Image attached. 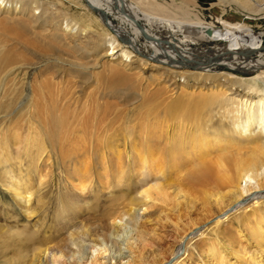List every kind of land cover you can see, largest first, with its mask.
I'll use <instances>...</instances> for the list:
<instances>
[{
    "label": "bare ground",
    "instance_id": "6f19581e",
    "mask_svg": "<svg viewBox=\"0 0 264 264\" xmlns=\"http://www.w3.org/2000/svg\"><path fill=\"white\" fill-rule=\"evenodd\" d=\"M4 1L6 0H0V5ZM88 1L98 12L114 13L115 18L120 21V25L114 29L126 45H121L116 36L109 32L104 33L106 37L103 39L105 52H110L107 55L119 50L117 54L119 59L116 58V60L120 62L124 63L131 56H136L128 50L127 45L141 37L144 40V47L149 49L144 59L149 60L151 62L149 63L154 66L171 67L180 73H188L197 77H208L210 75L208 71L212 67H222L241 73L252 71L256 74L243 78L230 72L222 73L232 78L231 84L242 87L245 94L236 92L237 94L233 93L234 96L227 97L225 92H227L226 89L230 90L228 86L225 89L204 94L198 100L190 99L189 105L180 113L176 110L178 106L171 103L163 108V115H153V110L151 111L149 107L143 116L147 122L143 143L132 144L130 147L131 152L136 151L138 154L140 170L148 172L147 177H152L143 184L138 193L139 198L117 197L108 206L102 207V210H100V202L92 204L99 208V213L96 216L94 214L88 220H82L84 222L72 223L74 230L70 231L61 241H55L54 234L39 236L35 233L28 235L24 240L19 236L17 243L13 245L14 249L12 247L10 258L6 256H8V248L11 247L0 250V257L5 258L2 264H66L67 262L70 264H81L80 262L84 264H97L98 262L102 264H142V251L158 239L156 229L160 221L172 224L178 233L176 241L167 248L171 256L169 264H187L180 257V250L194 249L191 239L205 230L215 237L211 243L214 264H264V256L255 252L251 254L247 252V257L246 255L237 256L234 261L229 260L226 254L231 247L230 242L226 240L223 242L222 238L219 239L222 234L217 228L222 217H230V219L237 220L239 224H245L237 211L241 207L239 199L250 187H244L241 182L253 179L256 182L254 187L264 189V137L260 135L262 130L264 131V93L259 94L262 92L259 81L264 80V58L259 49L263 43V32H255L249 27H243L236 35L237 40L235 39L228 46L218 45L211 49L207 47L206 50H182L179 43L183 41L179 42L176 36L164 30L167 22L164 18L158 15H148L147 12L141 10L140 5L145 0H134L135 3L132 0ZM156 6L162 9L164 7L159 3H156ZM65 16L64 29L70 31L73 17L68 13ZM151 23L157 26V30L150 28ZM4 31L8 30L0 29V34L3 35ZM15 34L17 36L18 32L15 31ZM18 36L21 39L24 38L21 33ZM22 41L24 46L32 47L31 41L26 39ZM4 42L0 35V118L16 115L15 133L12 134L15 145H20L22 141L23 126L27 120L28 136H33L29 142H32L38 151L37 159L41 160L42 164V167L38 169L39 184H43V180L48 178L53 171L51 152L60 154L63 161L67 160V165L62 166L66 168L65 170L73 167L80 181L81 191H84L87 185L91 186L94 176L107 178L110 170L116 175L117 184L122 183L125 180V162L122 160L121 153L126 152L127 155V151L118 149L113 143L114 140H110L111 136L107 135L110 139H106L105 134L107 133L105 132L111 127L103 130L104 134L101 135V132H98L103 125L101 117L83 116L86 109L76 113L68 111L66 106L63 108L62 101L58 99V92H53L47 80H44V84H40L39 87L31 84V94H26V72L21 69H4L14 59V53L11 52L13 50L8 48ZM134 49L139 50L138 47ZM110 87L112 89L113 86ZM93 101L94 112L95 110L97 112L99 108L97 99ZM212 106L221 108L226 115L225 118L230 117L231 129L224 127L225 130H222L224 132L207 130L205 123L209 117H206L204 113ZM205 117L207 120L203 121ZM185 125L189 126L188 133H186L188 129L184 128ZM252 125H256L260 130L255 136H246V129ZM109 134L112 135V132ZM128 137L130 135L126 136L125 140ZM241 141H245V148L240 147ZM211 142L214 145L207 148L206 146ZM4 145L7 147L6 142ZM221 145L226 146L225 151L213 155L212 150ZM111 149L115 151L114 162L110 161L112 156L109 157L107 153ZM195 150L197 154L193 157ZM187 157L195 158L198 165L194 166L191 161L187 160ZM63 170L60 169L59 173ZM259 176L262 178L259 179ZM32 188L33 186L29 183L22 188L16 187V195L20 196L23 192L32 195L34 193ZM62 197L58 198L59 214L57 217L62 222H66L65 226H62V229H66L70 221L79 217V212H74L73 204L65 205ZM258 198V196L253 198L254 202L250 208L249 216L254 220L249 222V217H247L243 221L249 222L247 232L254 234L257 242L264 243V213L260 208L255 207L263 205L264 202L258 201ZM198 201L202 205L201 211L204 212V217L212 216V210L220 212L225 209L224 214L227 213V215L216 216L213 225L202 232L194 228L199 222L194 217V219L186 220L183 227L177 225V220L175 221L172 216L174 207L181 209ZM36 202L44 205L40 195ZM149 203L157 206L156 219L150 218L149 213H145V208H142ZM86 206L92 209L88 202ZM135 207L142 209L143 213L135 215L132 212ZM25 211L27 214H33L35 208L29 205ZM63 214L64 217H61ZM124 216L126 219H123ZM174 216L175 219H179L181 212ZM86 221H90V225L85 226ZM1 230L3 228H0ZM187 230L191 231L186 234ZM248 239V236L243 235L244 241ZM84 240L90 242L92 251L97 253L96 256L89 255L90 250L82 245ZM112 247H116L118 256H113Z\"/></svg>",
    "mask_w": 264,
    "mask_h": 264
},
{
    "label": "rangeland",
    "instance_id": "374dc122",
    "mask_svg": "<svg viewBox=\"0 0 264 264\" xmlns=\"http://www.w3.org/2000/svg\"><path fill=\"white\" fill-rule=\"evenodd\" d=\"M15 1L17 0H6L0 5V29L11 31V34L7 33V35L8 31H4L3 35H0L7 47L13 50L12 54L14 53V59L4 69H21L26 72L25 93L28 95L31 94V84L39 87L40 84H44V80H47L53 92H58V99L62 101L63 108L66 106L68 111L76 113L86 109L83 116L101 117L103 125L100 130L98 129V132H101L102 135L105 130L111 127L112 130L109 129L105 132L107 133L105 134L106 139L111 136L112 139H108L114 140L113 143L117 145V148L127 151V155L126 152L121 153L122 160L125 162V180L122 183L117 184L116 175L110 170L107 178L94 176L91 186L87 185V188L81 191L80 181L75 175L73 167L65 170L66 168L63 167L67 165V160L63 161L60 154L51 152L53 171L48 178L43 180V184H39L38 169L42 167V164L41 160L37 159L38 151L34 148L33 143L29 142L33 136H28L29 124L27 120H25L27 124L25 123L23 126L22 141L20 145H15L12 138L15 133L16 115L0 118V228H3L0 231V250L11 247L8 248L10 251L7 252L8 256L6 257L8 258L12 255L13 245L17 243L19 236L24 240L30 234L37 233L39 236L54 234L55 241H61L70 231L74 230L75 227L72 226V223L88 220L94 214L96 216L99 213V208L92 204L100 202V210H102V207L108 206L117 197L139 198L138 193L143 184L152 177H147L146 173L148 172L140 170L138 154L136 151L131 152L130 147L132 144L143 143L142 139L147 124L143 116L149 107H151V111L153 110V115H163V108L171 103L178 106L176 110L180 113L189 105L190 99L198 100L204 94L219 91L228 86L230 90L226 89L227 92H225L227 97H232L237 93L245 94L242 87L231 84L232 78L230 79L222 73L230 72L243 78L256 74L252 71L241 73L222 67H212L208 71L209 73L207 72L210 74L208 77H197L188 73H180L171 67L154 66L150 64L149 60L144 59L145 55L149 53V49L144 47V40L141 37L127 45L129 48L127 49L136 56H131L130 60H125L123 63L116 60V58L119 59V55H117L119 50L107 55L110 52H105L106 47L103 46V39L106 37L104 33L106 32L116 36L121 45H126L114 29L120 25V21L115 18L114 13L98 12L88 0ZM155 2L163 4V9L157 8ZM140 6L141 10L147 12L148 15H158L167 21L164 30L171 32L179 39V42L183 41V43H179L182 50H206L207 47L211 49L218 45L228 46L235 39L237 40L236 35L243 27H249L255 32L264 34V0H145ZM66 13L73 17L70 31L64 29L63 21H65ZM149 26L151 29L157 30V26L154 24L151 23ZM15 31L18 32L17 36L21 33L24 38L21 39L19 36L17 38ZM24 39L31 41L32 47L24 46L22 43ZM262 41L259 49L264 58V37ZM134 47H138L139 50H135ZM110 86H113L112 89ZM259 87L262 89L259 94H263L264 80L259 81ZM62 95L65 96L62 97ZM93 99H97L99 105L97 112L96 110L94 112ZM204 114L209 117L208 121H206V117L203 119L206 121L205 124L209 132L216 130L224 132L222 130L229 127L231 129L229 126L230 117L225 118V113L218 106L208 108ZM106 121L108 122L106 123ZM184 128L188 129L189 126L185 125ZM259 130V127L252 125L246 129L245 133L246 136H255ZM108 132H112L113 136ZM188 132L189 129L186 133ZM261 133L260 135L264 137L263 130ZM107 135L109 136L107 137ZM128 135L130 137L125 140ZM185 140L187 142L188 138L186 137ZM5 142L7 147L4 145ZM241 143L240 147L245 148V141H241ZM212 145L214 144L211 142L206 147L209 148ZM225 148V145L214 148L213 155L220 151L224 152ZM107 153H109V157L112 156L110 161L114 162L115 151L111 149ZM196 154L195 150L193 157ZM193 157H187V160L197 166L198 161ZM60 169L64 170L59 173ZM27 183L33 186L34 193L30 195L23 192L22 195L17 196L16 187L22 188ZM241 185L250 187L239 199L241 207L237 211L245 224H239L237 220L230 219V217H222L217 227L222 234L219 239L222 238L223 242H230L231 247H229L226 256L232 261L237 256L246 255L245 257H247L252 252L264 256V243L257 242L255 235L247 232V223L254 220L249 216L250 208L254 202L253 198L258 196L260 198L258 201L264 202V189L254 187L256 182L253 179L241 182ZM39 195L42 196L44 205L37 204L36 200ZM59 196H63L65 205L73 204L74 212H79V217L70 221L71 223L66 229H62L66 222H62L57 217ZM87 202L92 209L86 206ZM155 204L149 203L142 206L145 208L144 212H148L149 217H153L152 219L157 218ZM29 205L35 208V213L27 214L25 209ZM201 207L202 205L198 201L188 204L185 208L174 207L173 213H171L176 215L181 212L179 219H175V216L172 215L180 227H183L188 219H198V225L194 228H197L196 230L199 232L211 227L216 216L227 215V213L224 214L225 209L220 212L212 210V216L204 217ZM255 207L260 208L264 213V204ZM132 210L137 216L143 213L142 209L137 207ZM61 217H64V214ZM247 217H249V222L243 221ZM123 219H126V216ZM89 222L86 221L85 226L90 225ZM158 225L156 229L158 239L142 251V264L170 263L171 256L167 252V248L176 241L178 233L168 222L160 221ZM106 227L108 228V226ZM190 231L187 230L186 234ZM243 235L248 236L249 239L244 241ZM214 238L206 230L196 235L191 239L194 249L188 248L185 251L181 249L180 257L187 264H214L213 245L211 244ZM82 245L85 249L90 250L89 255L96 256L97 253L92 251L88 240H84ZM112 250L113 256H118L116 247H112ZM4 259L0 257V264ZM97 264L102 263L98 262Z\"/></svg>",
    "mask_w": 264,
    "mask_h": 264
}]
</instances>
